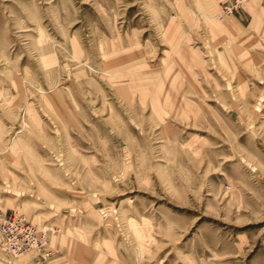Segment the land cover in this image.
Returning a JSON list of instances; mask_svg holds the SVG:
<instances>
[{
  "label": "rangeland",
  "instance_id": "1",
  "mask_svg": "<svg viewBox=\"0 0 264 264\" xmlns=\"http://www.w3.org/2000/svg\"><path fill=\"white\" fill-rule=\"evenodd\" d=\"M0 0V264H264V0ZM46 230V231H47Z\"/></svg>",
  "mask_w": 264,
  "mask_h": 264
},
{
  "label": "built area",
  "instance_id": "2",
  "mask_svg": "<svg viewBox=\"0 0 264 264\" xmlns=\"http://www.w3.org/2000/svg\"><path fill=\"white\" fill-rule=\"evenodd\" d=\"M247 0H231L221 7V15L230 14ZM27 223L20 214L6 215L0 211V253L17 258L31 251H43L48 242L49 230ZM39 264V261L35 262Z\"/></svg>",
  "mask_w": 264,
  "mask_h": 264
}]
</instances>
